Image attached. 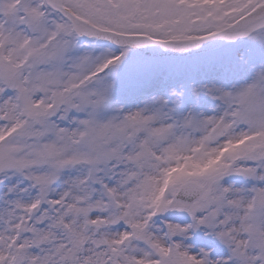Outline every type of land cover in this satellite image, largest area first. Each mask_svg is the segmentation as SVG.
Returning a JSON list of instances; mask_svg holds the SVG:
<instances>
[{
  "label": "snow or ice",
  "instance_id": "snow-or-ice-1",
  "mask_svg": "<svg viewBox=\"0 0 264 264\" xmlns=\"http://www.w3.org/2000/svg\"><path fill=\"white\" fill-rule=\"evenodd\" d=\"M0 264H264V0H0Z\"/></svg>",
  "mask_w": 264,
  "mask_h": 264
}]
</instances>
